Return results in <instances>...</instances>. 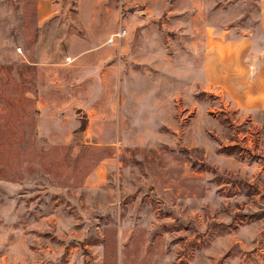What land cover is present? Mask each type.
<instances>
[{
	"label": "rangeland",
	"instance_id": "obj_1",
	"mask_svg": "<svg viewBox=\"0 0 264 264\" xmlns=\"http://www.w3.org/2000/svg\"><path fill=\"white\" fill-rule=\"evenodd\" d=\"M38 1L0 0V264H264L259 0Z\"/></svg>",
	"mask_w": 264,
	"mask_h": 264
},
{
	"label": "crops",
	"instance_id": "obj_2",
	"mask_svg": "<svg viewBox=\"0 0 264 264\" xmlns=\"http://www.w3.org/2000/svg\"><path fill=\"white\" fill-rule=\"evenodd\" d=\"M77 10L79 9V6L77 5ZM53 5L51 3L50 0H40L36 3V10H35V14H36V20L38 23H43L44 21L48 20L49 18H51V16L53 15ZM78 19V18H77ZM82 21V23L86 24H90L89 22L90 20L87 19H80ZM97 28H100V24L99 25H94ZM258 28L264 32V0H259V10H258ZM88 37V36H87ZM73 40H75V44H84L87 42V39L84 36H77L74 34V36L72 37ZM214 43L216 44H221L222 47L226 46L228 43L229 44V53H226L225 51H221L218 48V45H213V49L214 52H216V57L221 55L222 57H225L226 54H231L232 58H234L236 56V58L238 59L239 57H245L251 50H252V45L254 44V40L251 37V34H241L239 37L235 38L234 40L230 41V42H225V43H219L215 40H213ZM208 45H209V38L206 37L205 42H204V51H203V63H204V69H207L208 67V59H209V49H208ZM260 48L262 49L264 47V44L261 46L259 45ZM98 46H93L91 48H86L85 50H82L80 52H73V54H71V57H68V61L70 60H74L75 64H84V61L87 59H91V58H95V59H99V60H103V58L107 57V53L110 52L111 49H107V50H100L97 49ZM103 57V58H102ZM216 82V80H215ZM217 83V82H216ZM262 88V87H261ZM264 88V86H263Z\"/></svg>",
	"mask_w": 264,
	"mask_h": 264
},
{
	"label": "built area",
	"instance_id": "obj_3",
	"mask_svg": "<svg viewBox=\"0 0 264 264\" xmlns=\"http://www.w3.org/2000/svg\"><path fill=\"white\" fill-rule=\"evenodd\" d=\"M126 33V30L124 28H120L118 32L114 34V36H123Z\"/></svg>",
	"mask_w": 264,
	"mask_h": 264
}]
</instances>
